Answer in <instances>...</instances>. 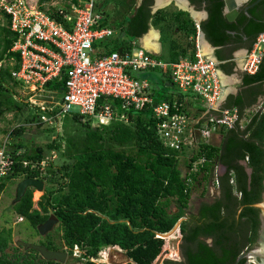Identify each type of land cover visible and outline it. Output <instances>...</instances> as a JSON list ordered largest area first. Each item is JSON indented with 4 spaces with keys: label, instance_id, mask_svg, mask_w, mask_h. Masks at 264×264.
I'll list each match as a JSON object with an SVG mask.
<instances>
[{
    "label": "trees",
    "instance_id": "trees-1",
    "mask_svg": "<svg viewBox=\"0 0 264 264\" xmlns=\"http://www.w3.org/2000/svg\"><path fill=\"white\" fill-rule=\"evenodd\" d=\"M28 1L39 8L37 2ZM45 1L40 0V4ZM71 1L78 4V0ZM189 1L198 10L204 7L207 11L208 20L201 29L216 47L236 43L250 50L258 35L264 32V0L257 5H253L257 0H251L245 7L249 15L243 8L234 23L224 17L225 0ZM154 2L142 0L138 5V0H101L96 5V11L105 16L101 28L113 31L114 25L129 41L128 46L113 51L123 53L134 49L136 41L152 25L160 32L165 50V55L157 58L169 64L183 59L195 60L197 26L190 14L169 6L152 15L150 7ZM111 6L116 16L108 22L107 10ZM10 27V18L2 12L0 123L12 114L17 119L28 105L14 90L16 86L22 87L12 77L20 68V56L11 52L19 36ZM163 77L162 87L172 84L168 76ZM136 78H146L152 85H158L152 75L142 74ZM243 83L246 86L264 84V58L257 74L245 75ZM64 85L65 79L61 78L48 83L46 89L62 91ZM153 98L154 104L182 103L164 95L156 98L154 94ZM104 103L118 106L117 102L102 97L98 107ZM181 109L188 115L183 106ZM242 109L238 101L240 117ZM127 115L128 123L117 121L108 126L92 119L83 124L78 115L66 116L59 130L40 125L46 133L55 135L45 148L26 145L21 138L24 127L11 129L7 151L14 163L9 172L0 177V198L9 183L42 179L48 189L38 202V210L34 209L33 189H28L11 209L33 228L45 223L50 216L57 218L65 245L72 252L75 247L79 248L82 264H94L91 260L105 256L109 248L124 252L130 260L128 264H155L161 254L167 252V241L161 237L172 236L176 229L181 235L184 261L168 260L165 264H235L258 238L260 212L253 205L261 202L264 192V112L256 113L244 130L239 124L229 129L222 147L202 142L189 159L183 161L179 157L186 155L184 149L170 150L158 139L153 106ZM52 153L58 158L54 162L48 160V167L42 171L24 166V162L39 164ZM219 166L226 168L224 174L218 175L220 196L210 202L202 201L197 213H191L193 194L205 198ZM12 240L13 231L3 228L0 264H10L6 253ZM208 240L212 241L211 245ZM238 264H246V261Z\"/></svg>",
    "mask_w": 264,
    "mask_h": 264
},
{
    "label": "built area",
    "instance_id": "built-area-1",
    "mask_svg": "<svg viewBox=\"0 0 264 264\" xmlns=\"http://www.w3.org/2000/svg\"><path fill=\"white\" fill-rule=\"evenodd\" d=\"M96 5L97 0H78V4L70 0L49 14L32 6L28 0H0V15L6 13L11 31L19 36L11 52L20 56V68L12 77L30 91L31 97L26 103L35 109L39 125L59 130L66 116L77 115L72 113L74 108L79 110L81 120L92 119L102 126L117 121L128 123V112L153 106L158 139L170 150L184 149L186 155H180V159H189L188 154L202 142L207 143L223 127L231 129L239 124L245 129L238 110L218 109L223 95L218 65L204 57L198 46L195 60L183 59L175 64L160 60L142 47L96 55L95 43L113 34L110 29L101 28L104 17L96 11ZM197 31L199 33V26ZM263 58L264 32L258 35L245 56L244 73L257 74ZM149 73L168 76L181 93L197 97L203 108L200 116L191 118L176 101L154 104L149 80L136 78ZM61 78L65 79L62 91L46 89L48 83ZM102 97L117 102L118 106L104 103L98 107ZM263 112L264 105L256 113ZM7 143L0 147V177L5 176L14 163ZM57 158V154L52 153L39 164L24 162V166L42 171L48 167V160L54 162ZM245 161L248 162V158ZM213 180L218 187L216 173ZM177 233L181 238L178 229L172 236ZM73 256L82 257L78 247L73 250ZM91 262L98 264L97 260ZM248 262L254 261L248 258Z\"/></svg>",
    "mask_w": 264,
    "mask_h": 264
},
{
    "label": "crops",
    "instance_id": "crops-1",
    "mask_svg": "<svg viewBox=\"0 0 264 264\" xmlns=\"http://www.w3.org/2000/svg\"><path fill=\"white\" fill-rule=\"evenodd\" d=\"M250 1L251 0L241 1V9L246 7ZM197 12H198L196 14L197 21L191 17L195 22L196 26H198L199 24L202 25L205 22H207L208 15L204 11V9L197 10ZM149 34H147L146 36H148ZM112 36L105 38L101 41H97L95 43L94 51L96 55H104L111 52H115L113 50L114 48H117V46L109 42ZM146 36L144 37L142 36L140 39L136 41L137 47L144 48L146 51L150 52L156 57H161L165 55V50L160 42L161 35H159L157 41L155 40L153 41L158 45L156 49H150L143 45L142 40ZM126 41L127 40L125 39L124 44ZM127 43L129 44V41H127ZM197 46L204 57L214 61L218 65L222 86H223V95L218 104V109L237 110V102L238 101L241 102V105L243 107L242 109L243 113L240 119H241V124L246 127L250 122L251 118L256 114L257 110L264 105V84L246 86L243 83L246 75L243 71L244 59L249 50L246 49L244 46L237 45L236 43H232L224 47H216L208 40L207 36L205 37V39L199 38L198 31L196 38V47ZM137 47H133V48H137ZM147 75H152L158 81V85L151 84L152 86L151 93L153 96L155 94L157 98L164 95L167 97H171L172 99L181 100L182 101L181 105L187 110V113L191 118H197L198 116H200L201 114L200 110L202 108V103L200 100H197L196 98H194V96L192 97L191 94H183V93L179 94L176 91V89L173 87V85L170 83L166 87H162L160 84L164 82L165 79L160 74L149 73ZM228 135H229V129L223 127L207 140V144L212 147L220 148L223 146L225 140H227ZM196 138H197V142H199L198 135ZM243 166L247 168L246 162L243 163ZM225 171H226L225 167L219 166V168L216 169V174L222 175L225 173ZM247 172H249L248 168H247ZM219 196H220L219 188L216 186L215 181L213 180L211 181L208 187V192L204 199H201L198 193L193 194L190 204L191 205L190 212L197 213L199 205L202 201L210 202L215 200ZM19 223H22V221H19ZM13 239H14V234H13ZM208 242H211V240H208Z\"/></svg>",
    "mask_w": 264,
    "mask_h": 264
},
{
    "label": "rangeland",
    "instance_id": "rangeland-1",
    "mask_svg": "<svg viewBox=\"0 0 264 264\" xmlns=\"http://www.w3.org/2000/svg\"><path fill=\"white\" fill-rule=\"evenodd\" d=\"M32 1H34L35 3L37 2L39 8H43L44 12H49V13H52L53 10H55V8L64 7L65 5H67L68 2H70V0H46L45 2L40 4V0L39 1L32 0ZM157 1H156V4H157ZM141 2L142 0H138V5H140ZM100 3H101V0H97V4H100ZM152 7H153V4L150 8ZM170 7L178 9L175 6L174 2L170 4ZM113 11L114 9H112V6L107 10V13H108L107 21L108 22H111L112 18L116 16L115 11L114 12ZM112 28H114L113 36L110 38L109 42H111L113 45L117 46L118 48H122L123 45L128 46V43H127L128 40L126 36L121 32V30H119V28L114 25H112ZM125 39L127 41L124 44ZM14 90L17 93V97L20 98L21 100H24L27 102L28 99L31 97L30 91L24 87L16 86ZM37 99L42 100V98H39V97H37ZM43 100H45V98H43ZM78 112L79 110L77 108H74L72 110L73 114L78 115ZM27 120H29L30 122L28 123ZM38 122L39 120H38V116L36 115V111L34 108H31L29 104L23 108L22 112L19 113L17 119H14L13 114L8 115L6 117V120L0 123V144H4L5 142L10 141L8 137H9V133L11 129L24 127L26 130L21 137L22 141H24L26 145H29L31 147L39 146V147L45 148V146L50 142V140L55 138V135L46 133L44 128L39 127L40 125L38 124ZM81 122L85 124L87 121L81 120ZM181 160L183 161L184 159H181ZM16 187H17L16 183H9L5 192L2 194L0 198V232L3 230V228L10 227V229L13 231V234H14V239L12 241L14 242L18 241V242H23L25 244H29L31 243V240L29 239L31 238V235L27 232L28 230L27 224L19 223L20 221L18 220L19 218L14 215L11 209L13 206V202L15 200ZM47 189H48V186H45V190L43 192L34 191L33 193L34 209L37 208L39 200L44 195ZM37 193L41 195L36 199L35 195ZM7 221L9 222V224L7 223ZM14 223H16V225H14ZM171 238L167 240L168 249L166 252L165 260H170V261L179 260L180 261L181 259L180 247L182 245V240L179 237L178 233L175 234V236H172ZM97 262L98 264H127L128 259L124 252H121L118 249L112 251L109 248V250L106 251L105 256L103 255L102 257H100L97 260ZM73 264H82V263L78 262V263H73Z\"/></svg>",
    "mask_w": 264,
    "mask_h": 264
},
{
    "label": "water",
    "instance_id": "water-1",
    "mask_svg": "<svg viewBox=\"0 0 264 264\" xmlns=\"http://www.w3.org/2000/svg\"><path fill=\"white\" fill-rule=\"evenodd\" d=\"M156 1L157 0H155L153 7L151 8V14L152 15H154L157 11L168 7V6H166L164 8L157 7ZM241 1H244V0H225L224 1V17L229 23H234L236 21L240 11L242 10L241 9ZM262 1L263 0H257L253 5H257ZM173 2L175 3V1H172L171 3H173ZM182 2H184V4H185L184 10L179 9L177 7L176 3H175V6L181 11L188 12L190 14V16L197 21L196 14L198 12L195 10V8L188 2V0H182ZM245 12L247 15H249L248 14V7L245 8ZM198 26L200 29V31L198 33V37L201 39H205L206 36H205V33L201 29V25L199 24ZM150 32L156 33L158 37L160 35V33L158 31H156L152 27V25L149 26V30L144 36H146ZM248 173L250 175V170ZM263 185H264V183H263ZM28 189H33L37 192H43L45 190V183L41 180H33V179H24V180L19 181V183L17 184V187H16V194H15V200L13 202V205L19 203L22 200V198L25 196V193ZM253 208L259 210V212H260L259 213L260 226H259V231H258V238H257L255 246L253 248L243 252L237 258L235 264H238L239 262H241L243 260H247L250 257L255 258L259 262V264H264V192L262 194L261 202L253 205ZM56 222H58V219L55 218L54 216H51L47 220V222L42 226L43 232L46 233L49 230H51ZM169 237L170 236H165L162 238L167 239ZM17 246L23 247L25 251H27L29 249L37 251L41 254V256L44 259L49 260V261L60 260V259H62V261H63L64 255L56 254V253H49L42 247L33 246L30 244H25L23 242H17ZM110 249L113 251V250H117L118 248H110ZM119 251H121V250H119ZM165 256H166V253H162L155 264H164V262L167 261V260H165ZM128 263H130L129 259H128L127 264Z\"/></svg>",
    "mask_w": 264,
    "mask_h": 264
},
{
    "label": "flooded vegetation",
    "instance_id": "flooded-vegetation-1",
    "mask_svg": "<svg viewBox=\"0 0 264 264\" xmlns=\"http://www.w3.org/2000/svg\"><path fill=\"white\" fill-rule=\"evenodd\" d=\"M188 2L191 4V2L189 0H188ZM192 6L195 8V10L196 9L198 10V8L196 6H194V5H192ZM202 9H204V7ZM204 11L207 13V11L205 9H204ZM207 15H208V13H207ZM38 209H39V207L37 206L36 210H38ZM22 223H25L28 226L27 232L31 235V238H29L31 240V243H29L30 245L42 247L49 253L62 254V255H64L63 261H62V259L54 260V261L46 260L41 256V254L39 252L31 250V249L25 251L23 247L17 246L18 241L17 242L13 241L11 248L8 249V251L6 253L7 259L10 262V264H73V263L79 262L80 257L79 258L74 257L73 252L65 245V243L62 239L63 231H62V227H61V224L59 223V221L56 222L55 225L52 227V229L46 233L43 232V229H42V226L45 223L39 224L35 228L31 227L29 225V223H27L26 221H22ZM14 225H16V224L14 223ZM207 243L209 245H211L212 241L211 242L207 241ZM254 246H252L251 248H253ZM251 248H247V249H245V251H247ZM250 258H252V257H250ZM252 259L254 261L253 263H249L248 259L243 260V261H246V264H259V262L255 258H252ZM183 261H184V259H183V255L181 253L180 261L176 260L173 262H183ZM165 262H164V264H165Z\"/></svg>",
    "mask_w": 264,
    "mask_h": 264
},
{
    "label": "bare ground",
    "instance_id": "bare-ground-1",
    "mask_svg": "<svg viewBox=\"0 0 264 264\" xmlns=\"http://www.w3.org/2000/svg\"><path fill=\"white\" fill-rule=\"evenodd\" d=\"M173 0H158L157 1V7H160V8H164V6H169L170 3L172 2ZM176 2V5L179 9H182L184 10L185 9V4L184 2H182V0H175ZM163 6V7H162ZM199 17V16H198ZM158 39V36L156 33H153L151 32L148 36H146L142 42H143V45L147 48H150V49H156L158 47V45L153 42L154 40L157 41ZM41 194L37 193L35 195V198L37 199ZM172 239V238H171ZM168 246V245H167ZM170 246V245H169ZM168 249V247H167Z\"/></svg>",
    "mask_w": 264,
    "mask_h": 264
}]
</instances>
